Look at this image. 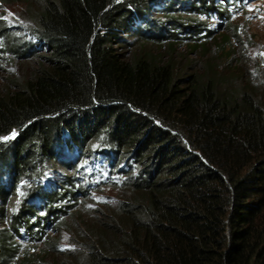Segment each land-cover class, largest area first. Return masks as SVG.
<instances>
[{
	"label": "trees",
	"instance_id": "obj_1",
	"mask_svg": "<svg viewBox=\"0 0 264 264\" xmlns=\"http://www.w3.org/2000/svg\"><path fill=\"white\" fill-rule=\"evenodd\" d=\"M23 1L49 56L23 84L0 93V264H264V98L218 73L212 60L193 73L178 70V34L164 37V26L189 29L178 13L191 7ZM196 2L202 14L212 7ZM154 8L163 9L158 20L145 13ZM151 41L158 52L148 50ZM89 150L131 171L110 189L113 202L79 225L83 247L61 253L47 243L40 254L19 253L33 201L63 207L89 191L79 178L44 184L30 193L28 211L9 215L10 196L25 180L41 184V165L69 166L70 155Z\"/></svg>",
	"mask_w": 264,
	"mask_h": 264
},
{
	"label": "rangeland",
	"instance_id": "obj_2",
	"mask_svg": "<svg viewBox=\"0 0 264 264\" xmlns=\"http://www.w3.org/2000/svg\"><path fill=\"white\" fill-rule=\"evenodd\" d=\"M165 1L162 0V3ZM196 1L171 0L173 8L177 10H181L183 5L191 7L178 13L182 14L185 24L190 23L189 29H176L172 32L167 25L164 26V37L178 34L175 66L182 70L181 72L193 73L201 69L203 63L212 60L218 73L238 78V84L253 87L264 98V0H205L206 4H211L212 7L208 6L204 14L200 13L201 9H197ZM162 12V8H154L145 13L149 19L158 20L164 15ZM27 13V5L23 0H8L7 3L0 0V29L4 27V31H0V93H5L15 84H23L37 69L38 63L49 56L46 45L41 43L34 23L30 21ZM192 30L195 33H192ZM123 37L130 38L128 35ZM226 37L228 42L221 44ZM149 43L148 50L158 52L159 44L154 41ZM193 44L205 46V50H193ZM10 140L11 136L5 139L6 142ZM63 154L69 155L66 149ZM86 155L82 158L70 155L69 166L64 163L41 165L40 171L44 173L41 184L36 179L25 180L19 185L17 193L10 196L9 215L19 210L28 211L31 207L30 200H33L30 193L35 191L36 187H44V184L53 189L52 186L56 187L54 184H75V179L79 178L81 181L77 185L89 191L87 196L81 197L76 203L63 201V207L33 201L36 214L30 215V229L23 226L19 228V253L30 251L40 254V251L46 249L47 243L52 244V247H56L61 253L78 251L80 246L83 247L77 241L81 230L79 225L89 224L91 218L88 216L91 217L93 211L113 202L114 193L110 189L121 188L125 175L131 171L127 168L128 163L122 161L119 167H114L112 183L98 184L99 177L94 175V169L84 164L93 157L90 150ZM70 205L78 210L67 215L56 214L57 209L68 210ZM81 214L84 217L80 216ZM2 227L0 224V229ZM82 234L85 235L83 232ZM46 256L48 263L55 260L53 253ZM62 258L66 259L65 256ZM62 258L57 260H63Z\"/></svg>",
	"mask_w": 264,
	"mask_h": 264
},
{
	"label": "clouds",
	"instance_id": "obj_3",
	"mask_svg": "<svg viewBox=\"0 0 264 264\" xmlns=\"http://www.w3.org/2000/svg\"><path fill=\"white\" fill-rule=\"evenodd\" d=\"M92 159L89 161H86L84 164L87 165V167L89 168L90 165L93 163V162H96L97 159H104L105 160V165L101 166V170L104 171V172H107V177L106 178H99V181H98V184H106L108 182H111V178H112V174L113 172L115 171L114 167L112 166V164L110 163L108 157L102 153H95L93 155ZM109 183V184H111Z\"/></svg>",
	"mask_w": 264,
	"mask_h": 264
},
{
	"label": "snow or ice",
	"instance_id": "obj_4",
	"mask_svg": "<svg viewBox=\"0 0 264 264\" xmlns=\"http://www.w3.org/2000/svg\"><path fill=\"white\" fill-rule=\"evenodd\" d=\"M15 133H13V135H14ZM5 139H7V137L5 138Z\"/></svg>",
	"mask_w": 264,
	"mask_h": 264
}]
</instances>
